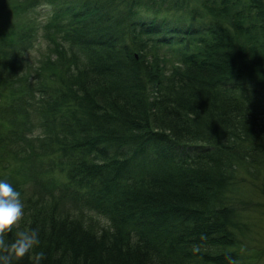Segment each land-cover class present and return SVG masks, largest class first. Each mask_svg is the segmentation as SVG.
Returning a JSON list of instances; mask_svg holds the SVG:
<instances>
[{"label": "trees", "instance_id": "16d2710c", "mask_svg": "<svg viewBox=\"0 0 264 264\" xmlns=\"http://www.w3.org/2000/svg\"><path fill=\"white\" fill-rule=\"evenodd\" d=\"M0 8V180L25 205L9 240L39 229L41 264L257 261L238 185L264 194V0ZM38 27L50 54L24 71Z\"/></svg>", "mask_w": 264, "mask_h": 264}, {"label": "rangeland", "instance_id": "374dc122", "mask_svg": "<svg viewBox=\"0 0 264 264\" xmlns=\"http://www.w3.org/2000/svg\"><path fill=\"white\" fill-rule=\"evenodd\" d=\"M30 12L27 10L22 16V20L29 16ZM47 12H39L32 14L35 18L41 20L40 25L45 21ZM17 20V22H22L26 27L35 26L37 22L33 21H22ZM8 23V18L6 12H3L0 8V28ZM39 23V22H38ZM45 32V31H44ZM44 32L38 27L37 39L35 40L33 47L21 55L22 69L27 71L28 69H33V67H38L40 58L46 57L50 54V44L47 42L50 35L55 32V30L50 31L46 37H44ZM257 191L254 190V185L248 182H243L242 185H238L239 194L247 202L244 209L247 211L249 218L246 220L247 226L245 231H247V238L244 241H249L251 249L256 252L259 258L256 262L252 264H263L264 263V194L259 195ZM28 193V191H24ZM23 201L24 199L21 198Z\"/></svg>", "mask_w": 264, "mask_h": 264}, {"label": "clouds", "instance_id": "9594fccd", "mask_svg": "<svg viewBox=\"0 0 264 264\" xmlns=\"http://www.w3.org/2000/svg\"><path fill=\"white\" fill-rule=\"evenodd\" d=\"M25 205L21 194L7 181L0 180V264H18L32 253L33 264H41L44 251H35L40 245L39 229L16 230L15 237L10 233L24 217ZM229 264H236L230 260Z\"/></svg>", "mask_w": 264, "mask_h": 264}]
</instances>
